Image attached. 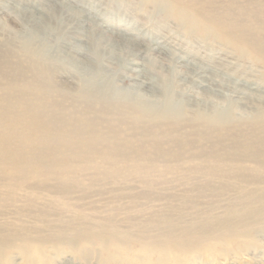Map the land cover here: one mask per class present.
<instances>
[{"label":"rangeland","instance_id":"374dc122","mask_svg":"<svg viewBox=\"0 0 264 264\" xmlns=\"http://www.w3.org/2000/svg\"><path fill=\"white\" fill-rule=\"evenodd\" d=\"M159 1L119 0L107 19L140 29L139 43L163 41L209 72L217 88L264 85V0ZM152 6L158 14H149ZM177 8L200 24L174 23L167 10ZM157 60L151 67L159 71ZM176 71L159 72L172 89L208 98L210 107L226 104L198 88L191 68ZM228 113L222 132L120 133L116 166L102 162L107 147L39 154L27 138L3 137L12 127L0 122V217L32 238L51 237L43 250L49 264H264V117L254 121L252 110L235 103ZM189 114L181 103V118Z\"/></svg>","mask_w":264,"mask_h":264},{"label":"bare ground","instance_id":"6f19581e","mask_svg":"<svg viewBox=\"0 0 264 264\" xmlns=\"http://www.w3.org/2000/svg\"><path fill=\"white\" fill-rule=\"evenodd\" d=\"M118 2L0 0V15L20 25L12 30L0 21V122L12 127L3 137L27 138L35 151L53 158L107 147L102 162L116 166L112 157L119 153L120 133H172L186 128L199 134L222 132L230 121V103L252 110L254 121L264 117V85L244 80L217 88L209 72L187 57L174 55L163 41L139 43L144 37L140 29L127 22L121 28L107 19L111 3ZM148 11L151 15L160 10L152 6ZM167 12L183 28L200 24L184 9ZM199 27L201 32L206 29L203 24ZM226 41L231 43L228 37ZM260 52L264 68V50ZM156 60L159 71L151 67ZM176 67L191 68L199 79L198 88L224 98L226 104L210 107L208 98L184 87L172 89L167 83L170 77L159 72L170 70L174 76ZM182 80L187 82L186 77ZM181 103L191 113L188 119L181 118ZM13 108L20 111L15 114ZM18 165L15 173L20 175L24 171ZM22 230L9 228L0 217V264H49L43 250L52 244L51 237L32 238ZM74 251L83 255L81 249ZM145 252L152 248L146 247Z\"/></svg>","mask_w":264,"mask_h":264}]
</instances>
